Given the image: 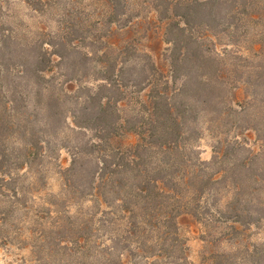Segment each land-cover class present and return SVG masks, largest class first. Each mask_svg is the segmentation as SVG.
I'll return each instance as SVG.
<instances>
[{
	"label": "trees",
	"instance_id": "trees-1",
	"mask_svg": "<svg viewBox=\"0 0 264 264\" xmlns=\"http://www.w3.org/2000/svg\"><path fill=\"white\" fill-rule=\"evenodd\" d=\"M24 1L39 13L53 0ZM81 3L72 0L75 13L65 12L50 43L0 25L1 244L27 249L25 264H122L124 257L130 264H185L182 215L234 229L264 227V0ZM86 7H94V21L81 11ZM149 9L169 44L168 72L142 48ZM244 25L246 131L261 147L246 144L244 158L224 165L233 149L220 141L212 160L202 161L192 147L202 126L211 130L238 113L231 104L238 95L228 99L211 45L220 34L245 33ZM57 64L68 81L92 71L98 85L56 90V77H47ZM67 130L93 138L69 147L60 136ZM62 148L72 149L66 168L56 162ZM54 162L64 190L42 193ZM246 256L264 264L262 248L246 247ZM230 258L214 254L211 264Z\"/></svg>",
	"mask_w": 264,
	"mask_h": 264
},
{
	"label": "rangeland",
	"instance_id": "rangeland-1",
	"mask_svg": "<svg viewBox=\"0 0 264 264\" xmlns=\"http://www.w3.org/2000/svg\"><path fill=\"white\" fill-rule=\"evenodd\" d=\"M0 3L3 4L0 7V25L5 33L7 31L20 32L23 29L24 31L27 29L26 35L29 37L26 39L29 38L33 41L40 38L46 43H50L52 37L61 32L60 24L67 20L64 19L65 12L70 9L75 13V9H72L74 7L72 0H53L51 1V7L41 10L39 13L33 11L24 0H0ZM74 3L77 5L76 2ZM79 3L83 5L81 0H79ZM84 9H81V11L85 14L87 20H93L95 18L94 7H86ZM147 13L151 26L142 42V48L150 53L159 70L168 72L169 65L166 59V49L169 44L166 43L162 32L157 28L158 24L155 23L157 22L156 12L149 9ZM243 28L245 33L241 30L238 33L233 32L227 35L223 33L216 36V47L215 44H210L212 47L214 46L217 57L222 60L220 63L227 76L225 86L228 90V99L231 100L232 91H235L238 95L234 101L231 100V104L238 113H231L229 117L232 116V120L229 123L219 126L215 125L211 130L205 129L207 127L206 124L202 126L204 133L200 139L192 143V147L194 146L196 149V155L200 156L202 161L208 162L212 160L214 147L220 141L232 145L231 148L233 149L230 152L231 155L224 161V165H227L228 162L235 158H244L246 156V144L248 148L254 150H258L261 147V142L258 141L256 133L252 130L246 131V25ZM3 29L0 31H3ZM96 29L95 31L98 34L103 32L101 26L96 27ZM135 29L138 28L135 27ZM218 31L219 29L215 33ZM135 34H137L136 31ZM126 35H132V33H127ZM74 37H76L75 34ZM121 37L123 36L120 32L116 33L114 41L118 42ZM236 53L238 55H235ZM53 59H56V57ZM92 67H95L93 63ZM63 71V65L57 64L54 72L47 77V79L56 77V90L62 88L68 93H76L80 87L93 89L98 85L97 80L94 79L95 77L90 76L93 75L92 71H90L88 77L71 81L67 80L66 75H63L65 71ZM235 87H237V90H234ZM29 104L30 106L34 104L33 99L30 100ZM76 105L78 104L65 103V107L69 108H72V106L76 107ZM221 119L227 120L228 116H221ZM68 121L71 122V118ZM60 136L63 138L61 141H66L69 147H72L83 144L93 134L90 132L86 133L85 137L82 134L67 130ZM57 152L59 158L56 162L64 168L68 167L72 161V149L62 148ZM41 188L42 193L63 192L64 187L60 176L57 174L55 162L54 165L50 166L46 184ZM229 196L221 197L222 202L217 207L223 209ZM75 208L72 207V210L75 211ZM179 222L181 234L186 238L187 258L185 264H211L212 256L219 253L232 255V259L230 258L231 264H251L252 259L246 256V247L251 249L258 247L264 250V227L247 229L246 226L236 224L237 228L234 229L232 223H221V221L202 224L190 214L182 215L179 218ZM28 259L29 251L27 249L19 248L17 245L5 246L0 242V264H25ZM122 264H130V261L124 257Z\"/></svg>",
	"mask_w": 264,
	"mask_h": 264
}]
</instances>
